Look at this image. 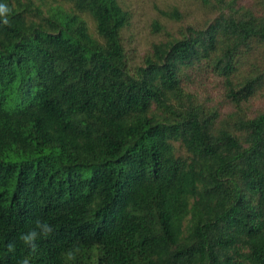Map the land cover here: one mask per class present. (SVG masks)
<instances>
[{
    "label": "trees",
    "instance_id": "trees-1",
    "mask_svg": "<svg viewBox=\"0 0 264 264\" xmlns=\"http://www.w3.org/2000/svg\"><path fill=\"white\" fill-rule=\"evenodd\" d=\"M64 1L0 0V264L37 220L31 264H264V0H196L214 16L134 67L117 0Z\"/></svg>",
    "mask_w": 264,
    "mask_h": 264
},
{
    "label": "rangeland",
    "instance_id": "rangeland-1",
    "mask_svg": "<svg viewBox=\"0 0 264 264\" xmlns=\"http://www.w3.org/2000/svg\"><path fill=\"white\" fill-rule=\"evenodd\" d=\"M19 10L29 14L30 18L53 17L52 13L60 16L73 12L68 2L64 0H9ZM250 0H236L239 4ZM127 11V24L120 31V39L126 53L129 66L139 64L142 56L150 49L153 42L163 40L177 34L187 25L200 27L210 20L215 12L209 7L202 6L196 0H117ZM175 9L178 18L170 12ZM85 22L90 35L98 40L94 24L85 12L77 14ZM157 21L161 28L155 30L152 22ZM250 101L252 110L263 104L264 89Z\"/></svg>",
    "mask_w": 264,
    "mask_h": 264
},
{
    "label": "clouds",
    "instance_id": "clouds-1",
    "mask_svg": "<svg viewBox=\"0 0 264 264\" xmlns=\"http://www.w3.org/2000/svg\"><path fill=\"white\" fill-rule=\"evenodd\" d=\"M10 12L9 7L6 4H0V21L7 25L9 23L8 14ZM54 233V227L46 221L37 220L35 227L27 232H23L19 235L18 239L29 249V255L21 258L18 264H31V256L34 255L38 250V240L50 237ZM7 250L9 253L15 251V244L8 243ZM79 247L69 248L67 251L62 253V258L65 264L70 261H75L79 254Z\"/></svg>",
    "mask_w": 264,
    "mask_h": 264
}]
</instances>
